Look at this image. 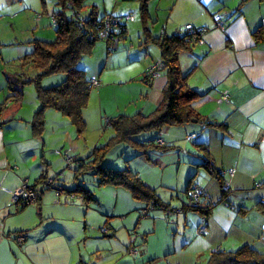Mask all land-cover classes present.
<instances>
[{
  "label": "crops",
  "instance_id": "obj_1",
  "mask_svg": "<svg viewBox=\"0 0 264 264\" xmlns=\"http://www.w3.org/2000/svg\"><path fill=\"white\" fill-rule=\"evenodd\" d=\"M140 3L141 0H84L82 5L85 11L94 8L97 14L131 13L133 22H141L137 12ZM147 11L149 18L160 25L151 28L154 36L182 33L187 25L206 28L191 51L179 55L181 72L187 74L186 84L200 94L192 102L199 119L158 129L152 139H161L163 144L158 145L164 149L151 148L140 158L153 161L152 165L160 171L157 182L131 169L155 190L169 212L156 208L148 213L140 226L144 243H137L136 254L122 258L119 264H205L213 252L244 245L264 253V212L260 204L264 196V0H147ZM159 14H165L164 18ZM215 17L222 21L223 29L216 26ZM141 23L137 40L128 45H124L125 38L119 40L116 48L123 47L111 50L102 68L90 74L89 79L99 81L93 100H98L101 110H106L103 95L116 86L134 89L132 114L153 112L163 98L164 70L149 83L141 79L144 69L160 59L158 46L144 42ZM259 29L261 39L254 36ZM152 46L158 50L157 57ZM224 93L227 100L221 97ZM2 94L0 264H83L82 256L75 254L80 232L97 233L99 218L103 217L106 220L102 225L112 228L113 233L116 228H126V216L139 211L144 203L124 187L98 186L92 173L88 183L83 178L88 172L75 180L76 164H65L69 174L59 177L52 164L64 157L53 159L49 152L54 149L49 150L47 140L31 126L39 108L38 99L25 106L23 96L9 97L5 90ZM118 109L117 105L115 111ZM48 110L44 112L43 131L49 122L54 123L52 131L57 128L63 134V145L67 140L70 143L66 153L81 156L72 146L75 131L69 118L60 112L49 114ZM101 123L102 119L98 126ZM191 134H195L194 138H190ZM96 145L99 144L93 147ZM128 150L122 156L129 157ZM90 151L84 156L88 163L82 160L85 165L91 163ZM58 152L62 153L60 149ZM206 160L219 172L224 188L199 166ZM46 177L55 180L57 189H39L35 206L21 207L13 200V191L23 182L36 184ZM76 182L92 192L93 202L70 191ZM193 184L201 186L210 202L204 218L186 207V190ZM96 185L108 196L97 194ZM157 187L167 193H159ZM49 207H57L60 213L49 211ZM94 212L100 216L92 221L90 213ZM203 219L205 231L199 233ZM19 233L25 234L21 243L16 241ZM126 236L124 253L131 243L129 233Z\"/></svg>",
  "mask_w": 264,
  "mask_h": 264
},
{
  "label": "trees",
  "instance_id": "obj_2",
  "mask_svg": "<svg viewBox=\"0 0 264 264\" xmlns=\"http://www.w3.org/2000/svg\"><path fill=\"white\" fill-rule=\"evenodd\" d=\"M84 0H56L58 7L52 14L55 39L51 42L35 40L33 50L23 58L24 62L33 65L39 70L35 78L21 80L18 75H7V87L10 91L9 97L20 98L22 87L26 83H34L36 97L39 101V108L33 114L31 123L33 131L40 137L44 128V112L46 109H55L67 116L79 133L85 128V121L82 112L87 106L91 88L90 79L85 75L78 63L84 53L92 51L93 46L98 40H104L107 45V52L111 51L114 41L123 40L127 32V25L123 16L112 13L97 14L95 9L85 11L83 8ZM70 10V15L67 11ZM85 12H84V11ZM140 19L142 22V32L145 43H153L158 46L160 59L164 67L166 85L163 89V98L155 110L147 115L137 112L132 115L123 113L117 114L107 119L113 133L108 141L102 146H95L90 164H84L78 158L74 179L86 172H91L97 177V184L117 185L128 189L133 197L144 203V208L162 207L168 209L158 198L155 190L150 188L139 176L129 167L122 169L104 166L102 159L111 146L120 142H132L136 147H155L164 149L158 145L157 140L148 144H141L133 137L143 131L158 130L167 125H179L190 122L193 118L199 119L192 107V102L200 94L188 87L186 84L187 74L181 72L179 66V55L183 52H190L192 47L201 38L202 27H193L191 30L184 29L182 33H172L170 35H152L148 27L149 14L147 11V0H141ZM109 14L112 17L120 18L117 26L109 30L108 37L99 35V31L104 27L103 17ZM257 39L262 38L260 29L254 33ZM53 73L64 74V79L53 86L42 87L41 78ZM142 81L143 75H142ZM149 83V82H146ZM154 141V140H153ZM144 153V152H143ZM211 175L215 176L219 185L224 188L219 172L213 164L206 160L199 164ZM190 186H188L189 188ZM55 188V185L52 187ZM186 190V195L187 191ZM57 189V187L55 188ZM59 190V189H58ZM74 193L83 195L88 200H94L92 192L78 184L70 189ZM203 205H191L188 202L186 207L197 211L201 217L208 213L210 202L202 201ZM205 264H264V253L248 245L241 246L235 250H220L213 252Z\"/></svg>",
  "mask_w": 264,
  "mask_h": 264
},
{
  "label": "rangeland",
  "instance_id": "obj_3",
  "mask_svg": "<svg viewBox=\"0 0 264 264\" xmlns=\"http://www.w3.org/2000/svg\"><path fill=\"white\" fill-rule=\"evenodd\" d=\"M54 7H57L56 0H0V96L3 95V90H5L6 95L10 93L6 85V75H18L21 80H27L35 78L39 73V70L34 68L33 65L28 62H24L23 58L26 54L33 50L32 48L35 40L52 42L55 39V27L51 18ZM137 12H139V9ZM67 14L70 15V10L67 11ZM128 14L131 13L123 15L126 25H129L127 26V36L125 35L126 43L124 45H128L129 42H135L137 40L140 30L139 25L141 23L137 22V20L136 22H133V17L126 18ZM151 14L155 15L154 12ZM164 15L165 14H159V17L163 19ZM158 24L159 23L156 21L153 22L151 18L148 19V27H150V31L155 27L159 28L160 25ZM152 27L153 29H151ZM116 44L113 46L115 50H119L123 47L122 45H118L116 48ZM152 47L155 49V56L157 57L159 54L158 50L154 46ZM109 53L110 51L107 52V45L105 44V41L98 40L93 46L92 51L84 53L81 57L78 67L82 68L85 75L89 78L91 72H95L102 68L106 62L105 57H107ZM64 77L65 76L62 73L45 75L41 78V86L50 87L56 85L60 83ZM95 91L96 87L91 88V97L88 99L87 106L82 112V117L85 121V128L78 134L76 127L74 125L72 126V130L75 131V135H73L75 142L72 146L77 148V152L81 156L77 155L78 157L76 158L81 161L86 160L84 156H87L89 150L93 151V146L95 144H99L96 146H102L108 141L110 134H112V129L107 123L108 118L121 112H124V114H132L134 112L133 103H135V101H132L131 99V96L135 93L133 88L125 89L124 86H116L113 90H110V92L107 91L103 95L102 99V104L106 110L99 109L98 100L97 102L93 100L95 97ZM22 96L25 106L34 104L37 100L34 83H26L23 85ZM117 105L119 106V111H115V107ZM87 108L88 110L85 112ZM48 111H50L49 114L54 112L59 113V111L51 108H49ZM49 114L47 117L48 120ZM100 119H102V123L98 126ZM53 126L54 123L51 125L49 122L46 129H44L42 136L47 140L49 147L47 148L49 150L54 149L51 154L49 152V155L54 156L53 159L57 160L61 159L62 156L64 157L59 163H57L58 161L53 163L52 165L54 166V169H52L56 172V174L59 173V177H62L63 175L68 176L69 169L65 167L66 161L64 153L68 150L70 143L67 140L65 142L66 146L63 145V141L61 139L63 138V134L59 131L57 132V128L55 131H52ZM157 131L158 130L143 131L134 135L133 138L141 144H148L150 142H154L152 138L155 140ZM151 148L157 150V148L152 146L136 147V145L132 142H120L111 146L105 153L102 159V164L104 166L118 169L129 167L132 170H138L146 175H149L153 181L157 182L160 171L152 165L153 161H151V159H149L150 161L140 159L141 156H145L143 152H147L149 149L153 150ZM59 149L62 153L58 152ZM127 149L130 151L129 157L126 155L122 156L123 151ZM140 153L142 154L139 155ZM90 158L91 159L89 160L93 159L92 154ZM85 162H87V160ZM90 174L91 172H88L83 175L85 183L90 182L88 179ZM98 186L96 185L94 188L97 194L108 196V194L102 193L103 190H98ZM157 191L159 193L160 191L167 193L165 189H158V187ZM88 202L90 203L93 201L89 200ZM35 205L36 204H30L29 206ZM142 208H144V205L139 208V211H131V213L126 216V228H116L114 233L112 228L107 225V227L102 225L106 220L104 217L99 218L101 221H99L100 223L97 225L98 227L100 226L95 231L97 233L80 232L81 235L78 236V246L75 247V254L80 257L82 256V259L84 260L83 264H119L122 258H129V256L135 255L137 243L143 244L145 241V235L140 228L141 223L147 217L149 212L153 213L155 211L154 209H156L148 206V213L144 216L141 214ZM158 208L162 209V211L167 214V211L162 207ZM50 210L54 213H60L57 207H49V211ZM90 215L92 221L97 218L96 216H100L97 212H94V214L90 213ZM111 220L114 221V224H120L115 221L116 219ZM126 233H129L131 243L129 245L128 252L124 253L125 247L123 240L127 239ZM132 240H136L135 243H132Z\"/></svg>",
  "mask_w": 264,
  "mask_h": 264
},
{
  "label": "built area",
  "instance_id": "obj_4",
  "mask_svg": "<svg viewBox=\"0 0 264 264\" xmlns=\"http://www.w3.org/2000/svg\"><path fill=\"white\" fill-rule=\"evenodd\" d=\"M103 18H104L103 19L104 27L99 31V35L103 37L111 36L109 35V30H111L112 28H115L117 26V22L121 19L112 17L109 14H106ZM126 18H132V15L128 14ZM215 24L221 29L224 28L222 21L218 17H215ZM186 29L191 30V26L187 25ZM199 31L201 32V34H203L206 31V28L202 27L199 29ZM200 39L201 38H199L198 42L200 41ZM163 67H164V64L161 60L154 61L150 65H148L143 71V80L145 81V83L157 77L162 71ZM90 84L96 87L99 85V81L93 78V79H90ZM221 97L222 99H225V100L228 99V95L226 93H224ZM194 136L195 134H191L190 138H194ZM157 143L161 145L163 144V141L161 139H158ZM64 156H65V161L67 165L69 164L77 165L79 163V161L75 158V156H72L67 153H64ZM54 185H55V180L53 178H47V177L39 180L38 183L36 184H28V183L23 182L21 185L16 187L15 190L13 191V200L17 201L21 205V207H24L30 204L34 205L36 204L37 197L39 195V189L52 188ZM262 187L264 188V184L262 185ZM205 195H206L205 192L203 191L201 186H199L198 184L191 185L187 191L188 202L192 206L193 205H200V206L203 205L202 201L205 200L206 198ZM260 204L262 207V211L264 212V196L261 198ZM148 210L149 209L146 207L142 208L141 214L145 216L148 213ZM166 211L167 213L169 212L168 210ZM204 225H205V219H203L201 225L199 226V229H198L199 233H202L205 231ZM24 236H25L24 233H19L16 236V241L18 243H21L24 240Z\"/></svg>",
  "mask_w": 264,
  "mask_h": 264
},
{
  "label": "water",
  "instance_id": "obj_5",
  "mask_svg": "<svg viewBox=\"0 0 264 264\" xmlns=\"http://www.w3.org/2000/svg\"><path fill=\"white\" fill-rule=\"evenodd\" d=\"M114 42L116 44L117 43V40H115ZM196 121H197V119H195V118L192 119V122H196Z\"/></svg>",
  "mask_w": 264,
  "mask_h": 264
}]
</instances>
